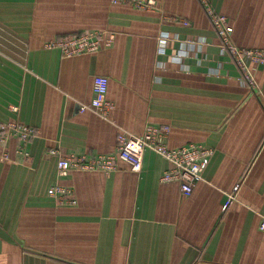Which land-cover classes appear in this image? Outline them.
<instances>
[{"label": "crops", "instance_id": "0c3cea01", "mask_svg": "<svg viewBox=\"0 0 264 264\" xmlns=\"http://www.w3.org/2000/svg\"><path fill=\"white\" fill-rule=\"evenodd\" d=\"M155 2L148 10L111 0H0V120L37 130L28 159L17 137L8 160L0 145V264H264V104L201 0ZM207 2L227 16L238 46L264 48V0ZM90 31L114 37L71 57L46 47ZM99 74L115 104L109 120L80 109ZM256 77L264 88V65ZM150 125L165 128L170 147L214 150L191 193L161 180L173 164L152 149L139 171L118 159L111 173L63 176L49 152L114 154L122 129L143 134ZM54 184L73 188L76 203L51 197Z\"/></svg>", "mask_w": 264, "mask_h": 264}, {"label": "built area", "instance_id": "2783aa9c", "mask_svg": "<svg viewBox=\"0 0 264 264\" xmlns=\"http://www.w3.org/2000/svg\"><path fill=\"white\" fill-rule=\"evenodd\" d=\"M207 14L210 17L215 30L222 39V49L229 51L233 59L241 69L243 82L250 91L256 95L264 104V88L260 86L256 77L257 70L264 65V48H248L238 46L232 40V26L226 15L219 13L207 0H201ZM113 4H130L139 9L152 10L156 8L155 0H111ZM172 17V18H171ZM169 19H176L169 16ZM186 25L189 20L182 19ZM113 35L105 36L100 31L73 34L65 38L53 39L46 44L47 48L59 49L66 57L76 56L84 53L98 52L104 44H110ZM166 43V38L162 39ZM109 78L99 74L94 80L95 96L89 104L81 105L80 109L85 111L91 109L104 119H110V114L115 108L114 102L108 98ZM17 110V107L13 108ZM167 131L165 128L150 125L145 133L135 134L122 129L118 134L116 153L99 154L88 156L87 154L72 153L61 155L58 149L52 148L49 152L58 155V174H68L72 170L82 171H103L111 173L118 169V159L128 162L133 170L139 171L143 165L144 154L147 149L155 150L169 160L173 166L165 170L161 176L163 182H179L184 193H191L199 180L204 178V170L210 162L214 150L203 144L189 143L178 147H170L161 139ZM37 135V130L20 120H0V145L4 147L2 159L8 160L9 153L7 144L11 138L17 137L20 141L17 152L30 158V151L27 149L29 141ZM241 182L237 183L231 192L227 194L225 207H229L236 199L241 188ZM48 194L54 197L60 204H75L73 188L60 184L51 185ZM260 230L264 232V216L260 221Z\"/></svg>", "mask_w": 264, "mask_h": 264}, {"label": "rangeland", "instance_id": "374dc122", "mask_svg": "<svg viewBox=\"0 0 264 264\" xmlns=\"http://www.w3.org/2000/svg\"><path fill=\"white\" fill-rule=\"evenodd\" d=\"M205 7V6H204ZM205 11H206V8H205ZM206 13H207V11H206ZM208 15V14H207ZM210 18V17H209ZM211 20V19H210Z\"/></svg>", "mask_w": 264, "mask_h": 264}]
</instances>
